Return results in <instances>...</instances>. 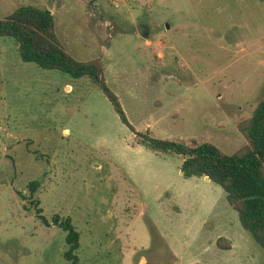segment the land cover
Wrapping results in <instances>:
<instances>
[{"label": "rangeland", "instance_id": "obj_1", "mask_svg": "<svg viewBox=\"0 0 264 264\" xmlns=\"http://www.w3.org/2000/svg\"><path fill=\"white\" fill-rule=\"evenodd\" d=\"M23 3L50 9L74 57H100L136 129L245 143L237 123L264 97V0H0V17ZM183 157L140 142L87 75L25 61L0 35V264H71L56 213L79 231L75 264H264L223 188L180 173Z\"/></svg>", "mask_w": 264, "mask_h": 264}, {"label": "trees", "instance_id": "obj_2", "mask_svg": "<svg viewBox=\"0 0 264 264\" xmlns=\"http://www.w3.org/2000/svg\"><path fill=\"white\" fill-rule=\"evenodd\" d=\"M0 35H10L18 43L20 57L33 61L44 68H59L74 77L87 75L110 101L112 108L132 132L146 146L162 151L184 155L180 169L184 176H205L219 184L225 191L226 201L236 210L240 225L249 231L252 238L264 250V97L251 114L238 121L237 128L245 143L231 153L221 150L216 144L203 140L189 144L182 140L154 136L136 129L128 120L119 97L108 85L100 57L82 60L69 53L55 30L54 15L47 7L23 3L5 16L0 17ZM30 193L38 185L37 179L27 183ZM38 200L33 203L37 205ZM44 223L46 217L35 208ZM65 230L67 249L64 256L75 264L78 260L79 231L69 216L52 217ZM220 240V239H219ZM217 241L220 247H228Z\"/></svg>", "mask_w": 264, "mask_h": 264}, {"label": "water", "instance_id": "obj_3", "mask_svg": "<svg viewBox=\"0 0 264 264\" xmlns=\"http://www.w3.org/2000/svg\"><path fill=\"white\" fill-rule=\"evenodd\" d=\"M136 28H137V31L140 35H143V36L146 35V30L142 26L136 25ZM182 172H183V170L180 169V173H182ZM204 178L209 179V177L207 175H205Z\"/></svg>", "mask_w": 264, "mask_h": 264}]
</instances>
